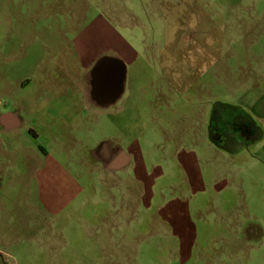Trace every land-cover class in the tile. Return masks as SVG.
I'll use <instances>...</instances> for the list:
<instances>
[{
	"label": "rangeland",
	"instance_id": "rangeland-1",
	"mask_svg": "<svg viewBox=\"0 0 264 264\" xmlns=\"http://www.w3.org/2000/svg\"><path fill=\"white\" fill-rule=\"evenodd\" d=\"M52 1L0 0V41L12 56L39 35L34 25L46 36L66 24ZM87 3L90 18L107 13L135 59L117 76H105L107 60H97L91 91L109 104L82 114L89 120L74 116L78 127L60 121L58 144L44 133L20 136L48 156L42 168L12 159L0 174L8 264H264V137L225 148L210 140L205 122L203 141L194 142L189 125L209 92L198 95L193 84L179 95L163 78L217 76L215 95L240 99L228 94L226 76L264 71V0ZM123 75L136 105L120 112ZM120 136L135 139L132 150L121 144L132 160L112 161L118 150L109 142ZM54 216L55 224H35Z\"/></svg>",
	"mask_w": 264,
	"mask_h": 264
},
{
	"label": "crops",
	"instance_id": "crops-1",
	"mask_svg": "<svg viewBox=\"0 0 264 264\" xmlns=\"http://www.w3.org/2000/svg\"><path fill=\"white\" fill-rule=\"evenodd\" d=\"M180 1L178 0L175 6L179 5ZM52 2L57 8L52 11L55 14L53 15L65 16L67 18L65 25H57L50 32L51 35L46 36L43 35V27L34 25L31 27V32L39 35L26 38L24 45L19 44L15 56L11 55L5 37L0 41V52L3 50L0 54V174L2 175L9 169V162L12 159L13 161L21 159L23 164L35 162L36 165L43 167L42 162L47 158L48 151H45L42 145H27L28 140L21 141L20 136L28 137L31 133H35L39 138L41 133H44L50 137L51 144H58L57 127L60 121L68 120V124L78 127L81 121L73 119L74 116L76 119L82 117L83 120H89L82 114L87 113L86 111L96 113L109 104L106 97L107 100L101 99L91 91L89 79L91 76H97L95 71H92L97 60L105 58L109 63V68L107 63H102L105 76L111 70L113 76H117V67L125 70V67L135 59L133 48L125 43L109 24L107 13L102 14L100 11L90 18L91 6L87 3L89 0H53ZM63 7L66 9H60ZM245 75L226 76L228 94L232 98L235 95H243L239 97L240 99L231 102L219 99L220 97L213 92L214 78L216 77L217 81V76L163 77L176 82L178 89H175L179 95L183 92L187 93V87L191 88L193 84H199L198 95L209 92L211 101H199L201 108L198 114L193 116L192 125H189V135L194 142L198 139L203 141L204 123L206 122L207 132L211 114L217 106L240 111L249 117L258 129L257 137L251 140L257 141L264 137V71H260L258 76ZM123 76L119 82L121 93L120 95L115 93L117 97H123V104L121 103L117 108L120 112L124 108L129 109L136 105L134 102L128 103L130 96L128 81L126 76L125 79ZM197 94L195 102L201 98ZM246 94L254 97L247 100ZM125 135L129 136L127 133ZM126 136L110 140L109 144L118 150L114 158L111 157L112 161L118 162L123 156L125 160H132V153H127L121 144L125 142L132 150L135 139ZM55 220L57 218L54 216L49 221L37 220L35 224L52 225L56 223ZM8 239V236L0 237V259L3 260V264H8V253L1 245L4 246ZM114 264H117L116 260Z\"/></svg>",
	"mask_w": 264,
	"mask_h": 264
},
{
	"label": "flooded vegetation",
	"instance_id": "flooded-vegetation-1",
	"mask_svg": "<svg viewBox=\"0 0 264 264\" xmlns=\"http://www.w3.org/2000/svg\"><path fill=\"white\" fill-rule=\"evenodd\" d=\"M257 133L254 122L244 113L222 106L214 108L207 129L210 140L225 148L233 147L245 138L253 139Z\"/></svg>",
	"mask_w": 264,
	"mask_h": 264
}]
</instances>
